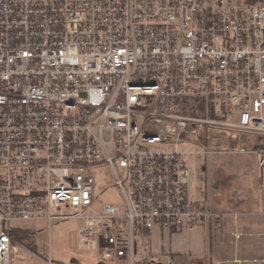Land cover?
Instances as JSON below:
<instances>
[{"label": "built area", "instance_id": "1", "mask_svg": "<svg viewBox=\"0 0 264 264\" xmlns=\"http://www.w3.org/2000/svg\"><path fill=\"white\" fill-rule=\"evenodd\" d=\"M253 133L264 0H0V264L30 251L20 223L72 217L105 259L177 264L144 239L210 225L191 157ZM99 165L124 204L94 208Z\"/></svg>", "mask_w": 264, "mask_h": 264}, {"label": "rangeland", "instance_id": "2", "mask_svg": "<svg viewBox=\"0 0 264 264\" xmlns=\"http://www.w3.org/2000/svg\"><path fill=\"white\" fill-rule=\"evenodd\" d=\"M216 144V154L200 153L191 157L194 199L208 206L215 214L209 226L198 222L191 233H203L207 237V245L210 243L209 229L217 237L224 228V218L227 214H237L239 217L264 216V169L258 165L257 154H232L224 151L237 146L251 150L264 147V136L258 133L244 134L242 140H222ZM182 147L196 149L192 144ZM94 172L97 180L96 191L99 195L94 208L98 209L101 203L124 204L120 189L108 166L99 165L95 167ZM33 224L20 223L30 228ZM82 224L81 217L54 219L48 227L47 222L38 221L35 226L37 233L23 238L24 243L31 252L37 249L40 256L50 257L52 264H129L127 260L105 259L100 252L85 245L80 236ZM177 234L185 236L187 230L183 229ZM21 258H25L24 253Z\"/></svg>", "mask_w": 264, "mask_h": 264}, {"label": "crops", "instance_id": "3", "mask_svg": "<svg viewBox=\"0 0 264 264\" xmlns=\"http://www.w3.org/2000/svg\"><path fill=\"white\" fill-rule=\"evenodd\" d=\"M224 219L217 237L209 229V245L203 233L191 231L180 236L156 230L146 240L152 253H170L177 264H264V216L227 214ZM33 223L31 228H36ZM236 232L241 235L235 237ZM24 256L16 264H52L39 253L25 251Z\"/></svg>", "mask_w": 264, "mask_h": 264}, {"label": "trees", "instance_id": "4", "mask_svg": "<svg viewBox=\"0 0 264 264\" xmlns=\"http://www.w3.org/2000/svg\"><path fill=\"white\" fill-rule=\"evenodd\" d=\"M23 238H26V236H24ZM35 250V251H34ZM34 250H32L33 252H35V253H37V249H34Z\"/></svg>", "mask_w": 264, "mask_h": 264}, {"label": "water", "instance_id": "5", "mask_svg": "<svg viewBox=\"0 0 264 264\" xmlns=\"http://www.w3.org/2000/svg\"><path fill=\"white\" fill-rule=\"evenodd\" d=\"M160 264V263H159Z\"/></svg>", "mask_w": 264, "mask_h": 264}]
</instances>
